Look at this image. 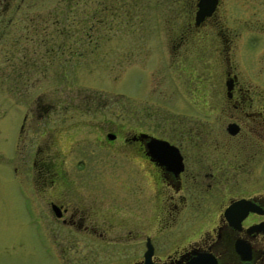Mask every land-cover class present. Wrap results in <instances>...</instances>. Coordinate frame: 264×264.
Instances as JSON below:
<instances>
[{
  "label": "flooded vegetation",
  "instance_id": "obj_1",
  "mask_svg": "<svg viewBox=\"0 0 264 264\" xmlns=\"http://www.w3.org/2000/svg\"><path fill=\"white\" fill-rule=\"evenodd\" d=\"M176 1L180 3L176 17L181 21L175 20L179 30L170 44L215 45V53L200 63V70L196 59L187 58L195 53L167 54L173 56L168 60L178 62L170 82L178 95L180 116L161 117L154 130L130 127L125 132L81 134L60 149L52 147L51 135L36 143L34 171H48V180L41 182L48 185V231L70 237L73 248L77 239L71 235L76 234L82 239L80 250L90 242L103 244L114 251L110 264H139L148 248L150 260L163 264H264V0H239L242 4L231 23L225 0H217L198 21V0ZM35 3L0 0V81L23 104L17 131L38 112L48 116V98L37 100L36 95L37 76H48V27L59 24L66 39L76 42L82 37L95 44L99 35L91 30L99 29L107 14L110 21L116 18V0H60L56 11L60 16L49 14L50 18L48 7L37 9ZM66 48L71 50L69 45ZM242 48L253 51L247 64L240 58ZM153 140L161 142L156 146ZM57 150L63 156L73 150L81 156L65 165L64 159H52ZM152 150L159 157L151 155ZM121 151L136 173L132 183L137 187L125 189L128 195L138 194L136 198L146 204L151 189L158 220L173 221L175 232L168 231L173 234L167 248H158L156 238L146 232L147 224H142L146 231L140 237L134 235L132 224L117 220L115 205L103 206L111 203V192L102 193L83 178L90 164L101 162L100 157H112L116 165V153ZM163 151L175 155L174 164L162 161ZM130 211L126 207L125 217ZM38 222L42 247L52 256V244ZM136 238L141 250L138 243L136 250H125L118 258L119 241L129 246Z\"/></svg>",
  "mask_w": 264,
  "mask_h": 264
},
{
  "label": "rangeland",
  "instance_id": "obj_2",
  "mask_svg": "<svg viewBox=\"0 0 264 264\" xmlns=\"http://www.w3.org/2000/svg\"><path fill=\"white\" fill-rule=\"evenodd\" d=\"M225 2L227 21L231 23L238 15V4L242 3L239 0ZM35 4L37 9L48 7L50 18L49 14H58L61 3L60 0H36ZM179 4L176 0H116L115 21H110L107 14L106 22L100 24L99 29L91 30V34L99 35L95 44L82 37L77 43L66 39L59 24L48 27V76H37L36 82L37 100L48 98V116L38 112L36 118L23 124L21 131H17L18 113L23 104L18 102L19 95L3 88L7 84L0 81V264H110L109 257L114 251L103 244L90 242L80 250L82 239L76 234L71 235V239H77V247L73 248L70 237L61 231L54 235L48 231L51 226L48 185L41 183L48 180L45 177L48 171H34V145L51 135L52 147L60 149L68 140H78L81 134L125 132L130 127L154 130L161 117L170 120L180 116L176 104L178 95L170 82L178 62L168 60L173 56L167 54L195 53L196 56L187 58L196 59L194 64H198L196 69L200 70L203 68L200 63L215 53V45H199L198 41L195 45L193 40L178 48L170 44L179 30L175 23L179 20L176 17ZM222 5L224 2L220 7ZM68 45L71 50L67 51ZM252 52L242 48V62L247 64ZM199 56L201 60L197 59ZM211 62L214 63L213 59ZM73 151L63 156L57 150L52 159L56 162L64 159L65 165H69L71 160L81 156ZM115 158L116 165L111 163L112 157H100L101 162L90 164L83 178L95 183L102 193L111 192V203L103 199L108 204L103 206L115 205L117 220L126 219L129 227L132 224L134 235L140 237L146 231L143 225L147 224L146 232L156 238L158 248H167L168 238L173 234L169 232H175L173 221L158 220L151 189L146 204L136 198L140 197L138 194L128 195L136 186L132 183L136 173L124 151L117 152ZM70 173L78 175L74 171ZM149 179L151 182L152 178ZM126 207L132 208L131 218L125 217ZM37 219L52 244V256L42 247L44 238ZM156 234L158 238L153 236ZM122 241L115 246L120 259L125 250H136L138 243L139 249L142 248L137 238L129 246Z\"/></svg>",
  "mask_w": 264,
  "mask_h": 264
},
{
  "label": "water",
  "instance_id": "obj_3",
  "mask_svg": "<svg viewBox=\"0 0 264 264\" xmlns=\"http://www.w3.org/2000/svg\"><path fill=\"white\" fill-rule=\"evenodd\" d=\"M216 1L217 0H198V2H197L198 9L196 11V20L198 21L204 15L210 13L216 4ZM109 137H111V135H109ZM152 142H155V145L157 146L158 143H156V142H161V141L153 140ZM155 151H153V150L150 151V154L155 155L157 153ZM157 157H159V154L157 155ZM174 157H175V155L170 151L161 152V159L165 164H174V163H171L172 158H174ZM139 264H163V263L152 262L150 260V249L148 248V250L146 249V251L144 252V261L139 263Z\"/></svg>",
  "mask_w": 264,
  "mask_h": 264
}]
</instances>
